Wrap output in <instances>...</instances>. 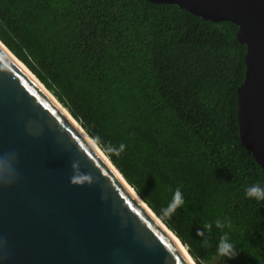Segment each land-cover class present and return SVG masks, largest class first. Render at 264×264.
Masks as SVG:
<instances>
[{"label":"trees","instance_id":"1","mask_svg":"<svg viewBox=\"0 0 264 264\" xmlns=\"http://www.w3.org/2000/svg\"><path fill=\"white\" fill-rule=\"evenodd\" d=\"M236 31L148 0H0L2 43L99 136L196 264H264V200L247 195L264 172L239 137ZM177 189L183 205L162 218ZM225 236L234 259L218 254Z\"/></svg>","mask_w":264,"mask_h":264},{"label":"water","instance_id":"2","mask_svg":"<svg viewBox=\"0 0 264 264\" xmlns=\"http://www.w3.org/2000/svg\"><path fill=\"white\" fill-rule=\"evenodd\" d=\"M148 1L237 26L239 137L264 172V0ZM17 61L0 40V264H191L95 140ZM73 161L91 185L70 183Z\"/></svg>","mask_w":264,"mask_h":264},{"label":"clouds","instance_id":"3","mask_svg":"<svg viewBox=\"0 0 264 264\" xmlns=\"http://www.w3.org/2000/svg\"><path fill=\"white\" fill-rule=\"evenodd\" d=\"M93 139L99 142V136L93 137ZM125 145L120 144L119 148H109L106 149V153L109 155L119 156L121 152L124 150ZM91 150V149H90ZM6 167V161L0 159V171H2ZM73 175L70 177V183L72 185L83 186L85 184L91 185L94 182V178L90 173H84L80 169L79 161H73L72 163ZM247 195L252 198H256L258 200H264V188H261L259 185L251 186L247 189ZM184 203L182 193L179 189H177L173 195L171 202L168 206L161 210L162 218H171V216L176 212V210L182 206ZM218 227H223V225L217 224ZM205 227L210 228V225H206ZM198 236H203V232H197ZM218 254L225 256L229 259H234L238 252L236 248L228 242L227 237H223L220 240L218 245Z\"/></svg>","mask_w":264,"mask_h":264},{"label":"bare ground","instance_id":"4","mask_svg":"<svg viewBox=\"0 0 264 264\" xmlns=\"http://www.w3.org/2000/svg\"><path fill=\"white\" fill-rule=\"evenodd\" d=\"M16 60V59H15ZM17 63L25 70V72L34 80V81H36L37 82V85L40 87V88H42L43 90H45V91H47L50 95H51V93L47 90V88L45 87V86H43L40 82H38V80L35 78V75L33 74V73H31V71L25 66V65H23V63L21 62V61H17ZM51 98L54 100V101H56L52 96H51ZM57 102V101H56ZM57 104H59L58 102H57ZM59 107H60V109L65 113V114H67L69 117H70V114L67 112V110L63 107V106H61L60 104L58 105ZM71 119V122L78 128V130L80 131H82V129L79 127L80 125L76 122V121H74L72 118H70ZM87 137V139L90 141V142H93L90 138H88V136H86ZM92 144V143H91ZM94 147H95V149L99 152V153H101L102 154V152L99 150V148L96 146V145H94V144H92ZM105 159H106V161H109L106 157H105ZM129 189V191L132 193V194H134V191H133V189H130V187L128 188ZM135 195V198H137L136 197V194H134ZM138 199V198H137ZM150 212V211H149ZM151 215L153 216V218L155 219V221H156V223L161 227V228H163L167 233H168V235L172 238V240L174 241V243H176V245L179 247V249L185 254V255H188L187 253H189V252H187V250L185 249V247H183L181 244H180V241L174 236V234L169 230V229H167V227H165L164 225H163V223L159 220V219H157V217L153 214V213H151ZM189 261L191 262V264H195L194 262H193V260L192 259H190L189 258Z\"/></svg>","mask_w":264,"mask_h":264}]
</instances>
